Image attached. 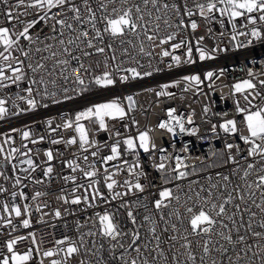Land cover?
Returning a JSON list of instances; mask_svg holds the SVG:
<instances>
[{
	"label": "snow or ice",
	"instance_id": "1",
	"mask_svg": "<svg viewBox=\"0 0 264 264\" xmlns=\"http://www.w3.org/2000/svg\"><path fill=\"white\" fill-rule=\"evenodd\" d=\"M13 8L17 11L14 13ZM23 9V11H20ZM31 10V12L29 11ZM219 13L221 17L227 16L232 21L233 29L236 28L235 21L243 18L248 24L256 25L258 21L264 22V0H0V14L5 17L6 24L0 25V89L10 88L12 85L19 86L27 83L24 91L27 96L19 99L26 100L32 110L37 108L38 101L33 97V93L42 97L54 98L58 81L63 80L64 84L71 82L78 88L63 87L64 100H72L75 97L67 95L70 91H75L78 95L89 91V84H94L101 88H109L117 83V75L121 83H127L130 79H143L153 75L152 71L141 72L138 67H123L125 61L120 57H128L135 61L139 68L144 65L139 64L130 49L137 50V55L151 57L153 52L149 50L153 47V42L158 41V45H170L171 51L164 49L162 57H171L176 66L182 63L180 55L174 53L181 48H186L187 64H193V48L188 40L176 41L181 31L191 29L193 32L199 27L197 22L191 19L194 15H199L205 19ZM31 19H26L29 16ZM187 19V23L185 22ZM175 21V22H174ZM10 25V26H9ZM39 26V27H38ZM247 26V24L245 25ZM47 32L41 36L39 33L44 29ZM171 30V31H168ZM163 33V34H162ZM247 32H239L238 35H248ZM251 36L260 40L262 32L259 28L251 29ZM236 39V36H233ZM135 41H138L137 44ZM203 40V37L200 38ZM148 42V47L145 42ZM200 41H197L199 44ZM251 43V42H249ZM114 45H118L117 48ZM240 45H238L239 47ZM199 59L201 61L214 59L215 57L198 48ZM119 51V56L117 52ZM79 53V54H77ZM103 56L104 70L99 75H91L93 66L85 64L83 58ZM110 61L116 62L114 65ZM96 67H100V62H96ZM149 67L151 65L149 64ZM172 67L171 64L168 65ZM160 71V69H155ZM127 73V74H123ZM130 74V75H128ZM223 75V70H221ZM216 73L209 71L206 73L207 79L212 80ZM254 74L250 71L249 76ZM183 81L188 82V91L193 85L203 83L199 75H188L183 77ZM180 80L172 84H163L161 90L156 92L158 97H173L174 93L168 91L170 87H178ZM260 88H264V80L258 83L252 79L243 80L234 85L236 93H247L244 100L248 107H239L237 101V111L243 114V119L247 128V135H241L239 139L246 146L241 149L239 143H226L225 153L218 154L212 152V156L220 157L219 162L203 167H197L187 163L188 157L181 158L175 156L176 180H185L190 176L207 172L209 169H224L231 165L228 172L216 171L214 175L209 174L204 179L207 184H202L199 180H192L188 186V192L180 194L177 189L165 187L159 191V198L153 203L156 210L151 212L147 204H141L139 200L129 202L125 197L135 195L137 192L143 193L145 185L140 182V177L144 173L137 172L140 168L139 161L130 163L127 160L121 161L120 142L110 146V155L102 158L103 181L111 194V199L105 197L100 191V169L95 161L89 160V155L97 157L99 151H90L95 147L99 149L97 141L89 139L88 130L83 120H94L98 123L99 129L108 130V119L123 120L127 115L125 107L119 99L110 102L98 103L88 107L84 111L78 112L74 118L66 119L63 125L52 128V120L47 124L52 132L58 128L73 129L78 134L64 141L63 138L52 139V144L66 143L68 146L79 144L80 149L86 153L83 155V165L78 162L80 157L64 162L72 173L79 172L82 178L88 181L87 185L81 183L72 190L73 194L79 190H84L83 196H74L69 200L66 196L61 197L64 203L79 205L84 203L88 207H95L94 201L101 199L106 203H111L119 199V207L128 209L126 212L127 223L122 224L118 219L117 212L105 211L103 214L96 213V220L93 229L79 235L78 241L65 236L63 239L55 241L56 247L47 250L41 249L37 245L35 252L41 257L48 258L49 264H70L71 260L83 255L85 259L80 264H108L104 258L103 242L97 244L96 237L108 242V257L114 264H264V106L253 104V100L261 96ZM42 89V90H41ZM155 91V89H148ZM249 96L252 98L250 99ZM128 106L132 107L135 101L132 96H128ZM61 100L53 99V103L59 104ZM6 100L0 99V120L9 113L5 107ZM48 107V104L41 105ZM205 113L209 111L206 107ZM176 109H169L168 120L161 122L158 127L171 133L173 137L177 135V128L180 133L197 135L198 129H188L185 127V120L182 116H177ZM135 123V121H133ZM187 124H192L191 116L187 118ZM219 127L224 133L235 135L238 132L237 122L234 119L226 120ZM212 132L216 133L217 125H212ZM12 131H19L13 129ZM31 131H23L22 139L32 144L39 143L44 137L31 139ZM116 136H120L117 132ZM137 142L139 148L144 152L149 151V146L155 148L148 131L140 132L138 138L128 137L123 140L127 152H137ZM14 144L10 136H7L3 144H0V178L5 181H14L12 187L18 191L10 192V199L14 202L17 198L28 200L29 197L24 189L27 188L25 180H30L34 184L43 183L42 180L32 176L40 167L32 158V149L27 144L21 147H9L5 150V145ZM162 151H166L163 150ZM184 152L189 149L185 147ZM246 152V154H245ZM49 166L42 169L45 177L51 179L53 167L51 161L54 160L52 150L45 153ZM76 156V154H73ZM22 157V159H21ZM163 157L162 159H168ZM15 161V162H14ZM121 161L108 167L109 162ZM11 166L13 175L6 174V169ZM26 165V167H20ZM126 165V169L124 167ZM158 171L166 168L165 163L156 165ZM135 176V182L125 180L120 183L116 177L123 171ZM23 173L25 175H20ZM65 182L76 184L77 176L67 175L63 177ZM165 184L170 180L165 179ZM197 185V188L192 187ZM123 188L124 191L116 189ZM9 193V188L0 184V195ZM46 193L37 191L31 197L36 200ZM91 197V201L89 200ZM46 207V205H44ZM31 205L24 204L23 210L20 204L7 201H0V209L5 215L0 214V222L3 227L13 225L11 217H30ZM143 207L145 214L138 219L135 208ZM256 210H253V209ZM165 209H170L165 213ZM183 209V211H182ZM37 211H41V206H36ZM55 216L59 218L61 212L57 209ZM259 217V218H258ZM24 228L31 226L29 218L22 221ZM86 225L79 224L77 230ZM13 227H15L13 225ZM259 229V230H257ZM33 245H36L35 233L29 234ZM86 237L93 238L89 244ZM26 239L18 237L5 242L8 255L0 253V264H30L34 259L33 249L20 253L16 250V245ZM232 253V255H229ZM95 257V261L88 257ZM39 264H44V259L39 260Z\"/></svg>",
	"mask_w": 264,
	"mask_h": 264
},
{
	"label": "built area",
	"instance_id": "2",
	"mask_svg": "<svg viewBox=\"0 0 264 264\" xmlns=\"http://www.w3.org/2000/svg\"><path fill=\"white\" fill-rule=\"evenodd\" d=\"M189 2L191 4V0ZM200 2H204V0H200ZM10 3H15V0H10ZM12 10L14 13L17 11L15 8ZM20 11H23V9H20ZM29 11L31 12V10ZM31 18L32 16L30 15L26 19ZM191 19L195 20L199 27L194 32L190 28L181 31L177 40L173 41V43L181 39L191 42L193 48L192 56L196 61L193 64L183 62L186 59V48H181L174 53V55H180L182 58V63L176 66L171 57L161 56L164 49L171 51L170 45L156 46L158 45L157 41L153 42V47L149 49L153 52L151 57L137 55L138 49H130L131 54L136 57L139 64L144 65L143 68H139L135 61L129 60L128 57H120V60L125 61L122 65L123 67H138V70L141 72H153L152 76L144 77L143 79H130L127 83H121L117 75L115 86L101 88L94 84H89L90 90L84 92L82 95H78L75 91H70L67 95L74 96L75 98L72 100H64L65 94L62 88L69 87L72 89L79 86L71 82L64 84L61 79L58 81L59 86L57 88H52L49 85L50 91L57 92L56 97H42L36 92L33 93V97L38 101L35 110L30 108L26 100L19 99L21 96H27V93L24 91L28 86L26 82L21 83L19 86L12 85L10 88L0 89V99L6 100L5 107L9 109L8 115L0 120V144L4 143L7 136L12 138L14 144L5 145V150L9 147H21L23 144H27L28 148L32 149V158L40 165L37 171L32 173V176L43 181L41 184H34L30 180H25L24 183L28 186L24 191L29 199L25 201L18 197L13 202L10 199V192L18 191L19 189L12 187L14 181H5L3 178H0V184L9 188V193L0 195V201H7L10 205L12 203L20 204L22 210L23 205L26 203L32 206L30 217L17 218L13 214L11 219L15 227L13 225L3 227L2 222H0V253L8 255L5 242L9 239L23 236L26 239L16 245V250L24 253L29 248H32L34 259L30 264H39L40 259H44V264H49L48 258H43L39 253L35 252L37 245L42 252L43 250L56 247L55 241L63 239L65 236L78 241L81 233L87 232L90 228L95 230L93 224L96 220V213L103 214L105 211L117 212L118 210V219L121 223H127V226L131 227L126 216L128 209L119 207L121 203L119 199L111 201V203L97 199L94 201L95 207H88L84 203L79 205L64 203L61 197L66 196L71 200L74 196H83V189L77 190L74 194L72 190L78 184L83 183L87 185L88 183L79 172L72 173L64 162L76 159L78 156L81 158L78 162L84 166L82 157L86 153L80 149L79 144L72 146H68L66 143L52 144V139L63 138L64 141H67L73 136H77L78 139V134L73 129L65 130L62 127L52 132L47 124L48 120H52L51 127L56 128L57 125H63L66 119L74 118L78 112L84 111L94 104L118 98L128 115L123 120L119 118L114 120L108 119L107 131L100 130L98 123L94 122V120L81 121L88 130L89 139L97 141L100 145L99 149L95 147L90 149V151L98 150L99 155L97 157L89 155V160L95 161L97 168L100 169L101 175L99 178L101 182L99 188L104 196L110 200L111 194L108 192L103 181L104 165L102 158L110 155V146L119 141L122 153L121 161L127 160L130 163H135L138 160L141 167L136 169V171L144 173L140 177V182L146 186L143 193L137 192L135 195H130L124 199L129 202L139 200L141 204H147L149 210L153 213L156 212L153 203L159 198V191L163 188L168 187L176 190L177 185H179V192L183 194L188 192V186L192 180H199L202 184L206 185L207 181L204 177L207 175H214L216 171L228 172L230 170L231 165L224 169H209L207 172H200L185 180H176L174 178L176 174L172 172V169L175 167V160L173 158L177 155L181 158L188 157L186 162L199 168L212 163L214 160L219 162V155L214 157L211 153L214 151L218 154L225 153L226 143H239L241 149L246 148L239 137L247 135L248 132L243 114L237 111L236 102L239 101V107H248L247 102L244 100V95L247 93H236L234 85L247 79H252L257 83L259 80H264V22L258 21L256 25H251L245 19L238 18L235 21L236 28L233 29L232 21L226 15L221 17L218 12L208 19L200 17L198 14L194 15ZM185 22H188L187 19ZM6 23L5 17L0 14V25ZM246 24L247 26H245ZM253 27L261 30L262 38L260 40H256L251 36L250 33ZM46 32L47 29L45 28L39 34L43 36ZM239 32H247L249 34L238 35ZM233 36H236V39H233ZM201 37H203V40H200ZM197 41H200L199 44H197ZM134 42L139 43L135 40ZM238 45L240 46L238 47ZM114 46L119 48L118 45ZM145 46L148 47L147 41L145 42ZM198 48H203L215 58L201 61L199 59ZM117 55L119 56V51ZM82 59L85 64L93 66L92 73L86 79H90L91 75H99L104 70L102 55L88 58L82 57ZM97 61L100 62L99 68L96 67ZM110 63L114 65L116 62L110 61ZM149 64L151 67H149ZM169 64L172 65L171 68L168 67ZM157 68L160 71H155ZM221 70H223V75L220 74ZM209 71L216 73L212 80L207 79L206 73ZM250 71L254 74L253 76H249ZM188 75H199L203 83L193 85L188 91H185L184 89L188 88L189 85L188 82L183 81V77ZM177 80H180L181 84L178 87H170L168 89V91L174 93L173 97H158L156 95V92L161 90V85L166 83L172 84ZM148 89H155V91H149ZM258 91L261 92V96H264V88H260L258 85ZM128 96H132L135 101L132 107L128 106L129 102L126 99ZM249 98L251 99L252 97L249 96ZM53 99L61 100L62 102L56 104L53 103ZM43 104H48V107H42L41 105ZM253 104L264 106V101L257 97L253 100ZM206 107L209 109L207 113L204 111ZM172 108L176 109L175 114L177 116L184 118L186 128L198 129L197 135L192 136L187 133H180L177 128V135L173 137L171 133L158 127L161 122L169 119L167 113ZM189 116L193 119L192 124L186 123ZM229 119H234L237 122L238 132L235 135L224 133L219 127L220 124ZM213 124L217 125L216 133H213L211 130ZM13 129H18L19 131L14 132L12 131ZM23 131H31L33 133L31 139L38 140L41 136L44 139L39 143L32 144L30 140L25 141L22 139L21 133ZM144 131L149 132V136L156 147L153 149L150 145L149 151L144 152L143 149L139 148L137 142L138 155L135 152H127L123 140L128 137L138 138L139 133ZM117 132L120 133L119 137L116 136ZM185 147L189 149L188 152L183 151ZM162 149L166 151H162ZM48 150H52L54 154V160L51 161V166L53 167L51 179L45 177L42 171V169L49 166V162H47L44 154ZM74 153L76 156L73 155ZM166 156L169 158L162 159ZM2 160L3 156L0 155V161ZM121 161L109 162L108 167L111 169L112 164L121 163ZM162 162L166 164V168L163 171H158L156 165ZM20 167H26V165H21ZM124 167L126 169L127 166L124 165ZM6 174L9 176L13 175L10 165L6 169ZM19 174L25 175L23 173ZM67 175L77 176L76 184L65 182L63 177ZM166 178L170 180V183L165 184ZM116 179L121 184L125 180L135 182V176L129 175L126 170L121 172ZM192 187L198 190L197 185H192ZM116 190L124 191L123 188ZM37 191L46 193V195L32 200L31 197ZM89 200L91 201V197H89ZM37 205L41 206V211L36 210ZM57 209L61 212L59 218L55 216ZM169 210L165 209L164 211L167 213ZM253 210L256 209L254 208ZM134 211L137 213L138 219L142 218L145 214L143 207L135 208ZM0 214L5 215L7 218V214L3 213L2 209H0ZM24 218L30 219L31 226L29 228L22 226L21 221ZM79 224L86 226L78 231ZM30 233H35L36 245H33ZM85 239L90 244L93 238L86 237ZM95 239L97 244L100 242L104 243V258L108 261V264H114L108 257V242L102 240L99 236ZM229 255H232V253H229ZM88 258L95 261V257L89 256ZM82 259H85L83 255L77 256L71 260L70 264H80ZM256 264H259L258 259Z\"/></svg>",
	"mask_w": 264,
	"mask_h": 264
},
{
	"label": "rangeland",
	"instance_id": "3",
	"mask_svg": "<svg viewBox=\"0 0 264 264\" xmlns=\"http://www.w3.org/2000/svg\"><path fill=\"white\" fill-rule=\"evenodd\" d=\"M110 101H112V100H108V101H104V102H100V103H105V102H110ZM98 104V103H97Z\"/></svg>",
	"mask_w": 264,
	"mask_h": 264
}]
</instances>
